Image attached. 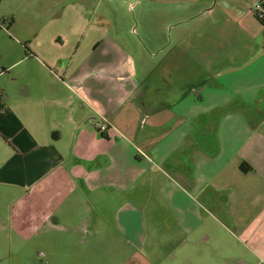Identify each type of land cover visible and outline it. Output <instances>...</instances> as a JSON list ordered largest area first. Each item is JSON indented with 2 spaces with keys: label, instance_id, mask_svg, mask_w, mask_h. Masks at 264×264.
Returning <instances> with one entry per match:
<instances>
[{
  "label": "crops",
  "instance_id": "0c3cea01",
  "mask_svg": "<svg viewBox=\"0 0 264 264\" xmlns=\"http://www.w3.org/2000/svg\"><path fill=\"white\" fill-rule=\"evenodd\" d=\"M115 1L0 0V182L70 255L264 264L261 0H158L147 56Z\"/></svg>",
  "mask_w": 264,
  "mask_h": 264
},
{
  "label": "rangeland",
  "instance_id": "374dc122",
  "mask_svg": "<svg viewBox=\"0 0 264 264\" xmlns=\"http://www.w3.org/2000/svg\"><path fill=\"white\" fill-rule=\"evenodd\" d=\"M116 5L114 12L123 20V32L129 35L132 43L145 44L146 56L152 49L153 27L161 34H164L165 29L166 35L161 38L165 41L166 37L169 43L170 26L166 28L168 21L153 23V13L164 12L167 16L177 10L176 6L178 10L186 6L164 4L158 0H116ZM11 151L7 144L0 142V174L4 171L2 166L7 165L12 158ZM15 162L18 160L11 162L14 167ZM26 182L29 181H23V184L0 182V264H138L142 261L149 264L147 259L131 257L130 250L127 255L126 249L110 252L112 255L109 258L106 252L100 251L89 254L72 250L73 255L66 253L64 243L53 239L51 234L46 235L43 230L41 210L46 205L42 202L40 187L31 182L24 184ZM147 257L154 264L162 261Z\"/></svg>",
  "mask_w": 264,
  "mask_h": 264
},
{
  "label": "built area",
  "instance_id": "2783aa9c",
  "mask_svg": "<svg viewBox=\"0 0 264 264\" xmlns=\"http://www.w3.org/2000/svg\"><path fill=\"white\" fill-rule=\"evenodd\" d=\"M254 13L257 15L260 19H264V0H261L258 2L254 8ZM98 129H101V125L97 126Z\"/></svg>",
  "mask_w": 264,
  "mask_h": 264
},
{
  "label": "trees",
  "instance_id": "16d2710c",
  "mask_svg": "<svg viewBox=\"0 0 264 264\" xmlns=\"http://www.w3.org/2000/svg\"><path fill=\"white\" fill-rule=\"evenodd\" d=\"M256 17L258 18V20L259 21H261L262 22V24L264 25V19H260L257 15H256ZM99 131H100V129H98ZM243 169L245 170V171H247L248 170V166L246 165V164H243Z\"/></svg>",
  "mask_w": 264,
  "mask_h": 264
}]
</instances>
